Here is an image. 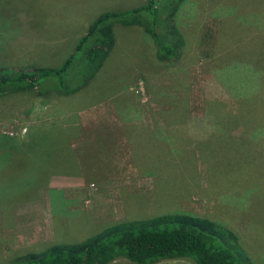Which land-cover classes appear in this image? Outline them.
Returning a JSON list of instances; mask_svg holds the SVG:
<instances>
[{
	"label": "rangeland",
	"instance_id": "obj_1",
	"mask_svg": "<svg viewBox=\"0 0 264 264\" xmlns=\"http://www.w3.org/2000/svg\"><path fill=\"white\" fill-rule=\"evenodd\" d=\"M147 1L20 0L28 9H5L0 24V71L59 68L98 15ZM169 3L156 2L157 16ZM173 20L182 42L173 61L155 56L141 26L113 21L117 45L91 80L80 72L81 51L60 85L0 86V189L20 187L15 173L26 158L65 169L22 202L3 203L0 190V264L79 242L110 222L175 212L230 230L241 253L264 264V0H183ZM56 87L79 89L65 96ZM217 112L224 119L215 125ZM258 116L263 123H248ZM59 130L69 163L39 155Z\"/></svg>",
	"mask_w": 264,
	"mask_h": 264
},
{
	"label": "trees",
	"instance_id": "obj_2",
	"mask_svg": "<svg viewBox=\"0 0 264 264\" xmlns=\"http://www.w3.org/2000/svg\"><path fill=\"white\" fill-rule=\"evenodd\" d=\"M0 1V5L2 4L0 7V24L7 22L4 19V15L7 16L4 11L7 9L12 10L13 6L19 7L12 10L14 12L28 9L27 6H23L20 0ZM159 1L148 0L146 4L137 8L98 15L86 27L84 35L78 40L72 54L67 57L59 68L29 67L27 69H16V71L10 73L6 70H4V73L0 71V86L8 84L14 92H18L31 91L36 84L45 80L60 85L63 73L69 68L74 56L81 53V51L80 72H83L85 68L88 75L87 80H91L113 49L114 37L110 25V22L113 23V21L124 26H141L143 33L148 35L154 43L156 57L167 62L175 60L179 56V48L182 46V42L174 28L173 15L183 0H170L171 10L166 11L163 17L157 16L159 5L156 2ZM139 15L141 16L138 17ZM160 23L164 25V31L162 32L159 31ZM166 39H168V42L165 41ZM55 89L60 94L68 96L77 93L79 88L57 89L56 87ZM3 90L5 88H0V94L4 93ZM254 113L258 114V112ZM220 117L218 112L214 115L215 125L220 120L223 121L224 118L219 119ZM260 117L258 116V121L248 123H263ZM236 126L238 127V125ZM51 137L52 142L60 137L57 141L58 144L52 148L51 142L47 147H42L44 153L39 155L46 160L48 152H52L54 156L68 162V153L70 152L66 143L68 136L64 134L63 130H59ZM220 137L221 140L223 136L220 135ZM239 139L242 140L243 137ZM18 151L22 154V158L28 157L22 149H18ZM14 152H16L15 149ZM241 154L242 152H240ZM68 163L66 166L70 165ZM17 165L18 172L15 174L19 175L22 184L12 192H4L3 189H0L2 192L1 200L5 204L9 203L11 195L19 196L18 201L22 202L21 199L25 197V192L32 195L36 194L38 188L47 187L50 177L65 170L58 169L60 167H47L42 163L35 166L34 160L29 158L25 159L24 164L19 163ZM7 193H9V196H6ZM15 197L11 199L13 203ZM27 197H31V195ZM2 210L1 208L0 213ZM118 259H123L132 264H157L161 261L171 260H188L191 264H252L249 258L241 253L238 248L237 237L234 233L218 226L207 218L183 212L160 214L141 220L110 222L102 225L95 233L79 242L52 243L39 252H27L18 255L13 258L12 263L110 264Z\"/></svg>",
	"mask_w": 264,
	"mask_h": 264
},
{
	"label": "crops",
	"instance_id": "obj_3",
	"mask_svg": "<svg viewBox=\"0 0 264 264\" xmlns=\"http://www.w3.org/2000/svg\"><path fill=\"white\" fill-rule=\"evenodd\" d=\"M145 44H147V42H145ZM114 45L116 46L117 45V42L115 43V41H114ZM148 45V44H147ZM149 46V45H148ZM111 55V54H110ZM109 55V56H110ZM155 56H156V52H155ZM143 66V65H142ZM132 69H130V71H131ZM142 70V69H141ZM99 71V70H98ZM143 72V71H142ZM145 74H146V72H144ZM78 113V112H77ZM73 117V116H72ZM69 118V117H68ZM121 124V123H120ZM161 124H163V122H161ZM65 137V136H64ZM66 141H68V139H66ZM51 187V186H50ZM46 188V187H45ZM49 188V187H48ZM47 190V189H46ZM50 192H52V191H50ZM44 198H45V196H44ZM44 201V203H46L47 202V199L45 198V199H43ZM3 209V208H2ZM16 210H15V213H18L19 211H18V208H15ZM3 212H5L4 211V209L2 210V213ZM20 213V212H19ZM163 262H166V261H161V262H159V263H163ZM127 263H129V262H127ZM159 263H157V264H159Z\"/></svg>",
	"mask_w": 264,
	"mask_h": 264
}]
</instances>
